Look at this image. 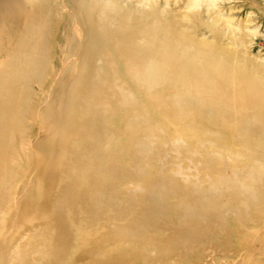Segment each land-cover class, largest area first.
I'll list each match as a JSON object with an SVG mask.
<instances>
[{
  "label": "bare ground",
  "instance_id": "6f19581e",
  "mask_svg": "<svg viewBox=\"0 0 264 264\" xmlns=\"http://www.w3.org/2000/svg\"><path fill=\"white\" fill-rule=\"evenodd\" d=\"M218 1L189 0L171 15L170 0H0V264L84 255L88 264H220L211 238L232 245L236 264L264 254V204L251 211L264 188V62L248 55L256 28ZM39 108L43 128L56 124L26 171L24 119ZM160 144L168 150L158 159ZM213 154L249 157L248 179H205ZM171 156L197 160L177 204L165 198L176 193ZM222 170L245 169L225 161ZM206 180L222 193L238 188V210L233 200L197 203Z\"/></svg>",
  "mask_w": 264,
  "mask_h": 264
},
{
  "label": "rangeland",
  "instance_id": "374dc122",
  "mask_svg": "<svg viewBox=\"0 0 264 264\" xmlns=\"http://www.w3.org/2000/svg\"><path fill=\"white\" fill-rule=\"evenodd\" d=\"M188 1L189 0H170V3H171L170 4V14L174 15V14H180L184 12L185 11L184 7L186 6ZM165 2L166 0H158V4L160 7H164ZM217 5L221 11L234 17V22H238L252 29L256 28L255 30L256 32H254L255 35H252L248 39V40H251L250 42H248V45H247L248 55H250V58L252 59H256L257 61L264 62V0H219ZM200 12L203 13V8L200 10ZM16 33L18 35L19 33H21V31H17ZM77 35L79 36V37L77 36V44L80 45L81 41L83 40L81 38V35L79 34ZM198 35L199 36L203 35V30L201 27H199ZM17 41L18 39L17 37H15L12 43H16ZM9 43H11V41H9ZM9 47L11 48L12 46L10 45ZM6 57L7 56L5 55L0 56V66L2 65L3 63L2 61H4ZM66 64H67V61L64 60L61 65H66ZM75 69L76 67L73 68L74 71L71 72V76L75 72ZM34 86L37 91L42 92L43 97H44V91L42 90L41 86L36 82L34 83ZM138 96L140 97V99L145 101L146 97L144 94L139 93ZM43 106H44V103L42 107ZM40 110L41 108H39L38 113L36 114L37 116H35L34 119H29L31 118L29 114H26V117L24 119V126H26L28 130L30 129L29 133L31 134L29 135V137L27 136V140L25 143L27 144L26 146L28 147V149L20 153L21 157L19 159V163L21 164L22 170H26V171L32 170L31 164L26 157L28 155H35L36 153L35 148L38 142L44 137H46L50 132V128L54 127L56 124V120L52 119L50 120L51 121L50 125L49 126L47 125V128H43L40 123L42 119L41 116L39 115L41 114ZM151 110L154 112V114L157 117H160V118L163 117V121L168 126L170 132L172 133V136H175L178 133V130L176 126L174 125V123L164 118L165 113L162 111V109L151 107ZM16 146L21 147V140L19 136L17 137V140H16ZM159 149L162 154H159L158 159H161L163 158L164 153L167 152L168 147L164 144H160ZM232 149L234 151H237L238 146L235 144L234 146H232ZM212 158L216 164V169H214L213 171H210V170L208 171L206 168L204 170H201L203 177L205 179L208 178L207 177L208 173L211 174L212 181H216L220 175L227 173L230 176H234V172H236L237 174L238 173L243 174V175L238 174L237 176L238 181L236 183L237 186H239V184H241L244 180L246 181L248 179V174L250 170H246V164L248 161H250L249 157L237 158L234 156L229 159L227 158L225 154L224 155L223 154L222 155L213 154ZM188 160L189 159L185 157H181V159L179 160L172 156L169 159V163H168L166 170L171 175L175 174V176L177 177V182H176L177 185H176V191H175L176 193L167 195V197H165L166 202L168 204L179 203L180 197L178 193L186 185L184 182V178L189 177L190 179L194 180L195 176L197 175V171L194 168V163H196L197 160H193V161H190V160L188 161ZM225 161L230 163V166L232 169H236L239 167L245 170H222ZM178 171L179 172L181 171L180 174L181 175L184 174V175L178 176L179 175ZM19 180L20 178L13 180V182L8 186V188L9 189L16 188L21 182ZM238 190L239 189L236 188V190L235 189L233 191L230 190L231 191L230 193L229 192L222 193V191L220 190L218 191V190L211 189L208 181L206 180L203 184L202 192L199 193L195 197V201H197V203H201L202 201L205 200V198H210L212 200H217L219 202L233 200V203L230 204V209L232 208V210H235L237 209L236 207L239 208V203L243 199V197L238 194ZM15 196H16V193L15 195L12 196L11 200L14 201ZM256 196H257V199L254 201V204L252 206L253 208H251V211L256 210L257 208L261 207L264 204V188L260 189L258 194H256ZM233 213L235 214V212L231 211V212H228V215H227V218L230 220L231 224L232 222L234 223V220H235V216L233 215ZM3 215L4 213L0 211V217H2ZM210 240L214 242L213 245H215V249H217L216 252H214L215 254L214 257L215 259H217L216 261H218L220 264H236L237 263L239 259L238 258L239 255H237V253L235 252L236 250L234 251L232 250V245L231 247H229L227 243H223L222 241L218 239L213 240V238H211ZM263 248L264 246L261 249ZM192 257H193L192 253L185 252V258H186V261H188L187 263H189V260ZM89 260H90L89 255H84V256H81L80 258H76L74 261H75V264H88ZM250 264H264V254H261V253L256 254V256H254L253 261H251Z\"/></svg>",
  "mask_w": 264,
  "mask_h": 264
}]
</instances>
